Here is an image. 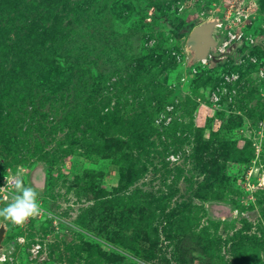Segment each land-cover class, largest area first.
I'll use <instances>...</instances> for the list:
<instances>
[{
  "label": "rangeland",
  "instance_id": "obj_1",
  "mask_svg": "<svg viewBox=\"0 0 264 264\" xmlns=\"http://www.w3.org/2000/svg\"><path fill=\"white\" fill-rule=\"evenodd\" d=\"M17 183L0 264H264V0H0V207Z\"/></svg>",
  "mask_w": 264,
  "mask_h": 264
},
{
  "label": "water",
  "instance_id": "obj_2",
  "mask_svg": "<svg viewBox=\"0 0 264 264\" xmlns=\"http://www.w3.org/2000/svg\"><path fill=\"white\" fill-rule=\"evenodd\" d=\"M219 21L218 19L209 20L193 28L187 42V49L193 54V62H201L216 53L219 42L216 40ZM225 56V54H222ZM6 228L0 226V253L5 250L3 245Z\"/></svg>",
  "mask_w": 264,
  "mask_h": 264
},
{
  "label": "clouds",
  "instance_id": "obj_3",
  "mask_svg": "<svg viewBox=\"0 0 264 264\" xmlns=\"http://www.w3.org/2000/svg\"><path fill=\"white\" fill-rule=\"evenodd\" d=\"M16 189L10 197V202L0 207V218L11 222L12 225H21L36 216L41 208L38 193L32 187L17 183Z\"/></svg>",
  "mask_w": 264,
  "mask_h": 264
},
{
  "label": "flooded vegetation",
  "instance_id": "obj_4",
  "mask_svg": "<svg viewBox=\"0 0 264 264\" xmlns=\"http://www.w3.org/2000/svg\"><path fill=\"white\" fill-rule=\"evenodd\" d=\"M225 58L233 57L238 58V45H233L230 49H228L225 53Z\"/></svg>",
  "mask_w": 264,
  "mask_h": 264
},
{
  "label": "built area",
  "instance_id": "obj_5",
  "mask_svg": "<svg viewBox=\"0 0 264 264\" xmlns=\"http://www.w3.org/2000/svg\"><path fill=\"white\" fill-rule=\"evenodd\" d=\"M218 27H221V25H218ZM234 38H235V36H232L231 39H230V41L224 42L221 46H218V51H219V52H223V51L228 47V45L230 44V42H231ZM211 55H212V54H211ZM211 55L209 56V58L211 57ZM205 61H207V59H206V60H203L202 62H205ZM35 252L38 253V249L35 250ZM3 258H4V257H3ZM3 260H5V259H2V258H1V261H3Z\"/></svg>",
  "mask_w": 264,
  "mask_h": 264
}]
</instances>
